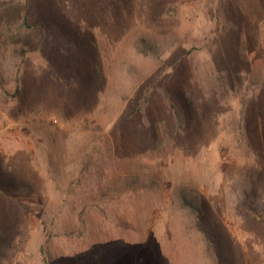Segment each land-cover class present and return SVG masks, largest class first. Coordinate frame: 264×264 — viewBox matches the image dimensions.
<instances>
[{
    "label": "rangeland",
    "instance_id": "374dc122",
    "mask_svg": "<svg viewBox=\"0 0 264 264\" xmlns=\"http://www.w3.org/2000/svg\"><path fill=\"white\" fill-rule=\"evenodd\" d=\"M0 264H264V0H0Z\"/></svg>",
    "mask_w": 264,
    "mask_h": 264
},
{
    "label": "trees",
    "instance_id": "16d2710c",
    "mask_svg": "<svg viewBox=\"0 0 264 264\" xmlns=\"http://www.w3.org/2000/svg\"><path fill=\"white\" fill-rule=\"evenodd\" d=\"M26 20V19H25ZM146 46H143L142 51L144 53H152L150 46H147V44H145ZM199 227V231L203 234L204 240L207 241V244L209 245V247L213 246V242H212V238L210 237V234L208 232V230L204 229L203 227H201L200 225H198Z\"/></svg>",
    "mask_w": 264,
    "mask_h": 264
}]
</instances>
